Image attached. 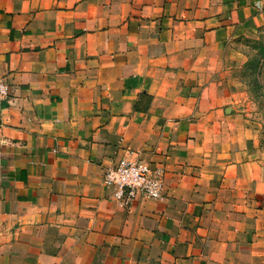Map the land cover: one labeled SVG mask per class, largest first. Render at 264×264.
<instances>
[{
    "label": "crops",
    "instance_id": "1",
    "mask_svg": "<svg viewBox=\"0 0 264 264\" xmlns=\"http://www.w3.org/2000/svg\"><path fill=\"white\" fill-rule=\"evenodd\" d=\"M264 0H0V264H264V164L229 47ZM163 172L122 206L102 170Z\"/></svg>",
    "mask_w": 264,
    "mask_h": 264
},
{
    "label": "rangeland",
    "instance_id": "2",
    "mask_svg": "<svg viewBox=\"0 0 264 264\" xmlns=\"http://www.w3.org/2000/svg\"><path fill=\"white\" fill-rule=\"evenodd\" d=\"M229 76L237 95L236 109L251 124L255 157L264 164V27L240 36L229 47Z\"/></svg>",
    "mask_w": 264,
    "mask_h": 264
},
{
    "label": "built area",
    "instance_id": "3",
    "mask_svg": "<svg viewBox=\"0 0 264 264\" xmlns=\"http://www.w3.org/2000/svg\"><path fill=\"white\" fill-rule=\"evenodd\" d=\"M9 96V85L0 77V103ZM104 186L114 189L112 199L122 206L136 200L163 201L165 196L163 172L142 160L122 158L102 170Z\"/></svg>",
    "mask_w": 264,
    "mask_h": 264
}]
</instances>
